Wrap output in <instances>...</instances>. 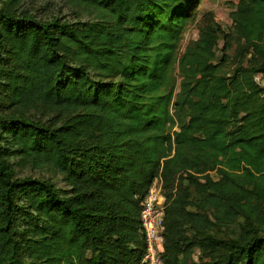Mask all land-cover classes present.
<instances>
[{
    "label": "trees",
    "instance_id": "1",
    "mask_svg": "<svg viewBox=\"0 0 264 264\" xmlns=\"http://www.w3.org/2000/svg\"><path fill=\"white\" fill-rule=\"evenodd\" d=\"M73 1L90 17L0 0V264H142L156 176L164 264H264V0L182 49L198 0Z\"/></svg>",
    "mask_w": 264,
    "mask_h": 264
},
{
    "label": "rangeland",
    "instance_id": "2",
    "mask_svg": "<svg viewBox=\"0 0 264 264\" xmlns=\"http://www.w3.org/2000/svg\"><path fill=\"white\" fill-rule=\"evenodd\" d=\"M236 2L237 0H198L195 5V14L188 21L184 32L181 49L188 40L197 38L199 27L211 17L221 26L223 31L230 30L232 24L231 11ZM20 9L27 10L45 19L59 17L64 20L73 21L90 17L88 10L81 8L73 0H22ZM221 47L222 43L220 39V44L216 50L217 58L220 55ZM235 48L236 43L234 42L225 51L229 57H227V62L223 65V72H229L236 64L235 58L237 55ZM48 116V114L42 115V119L44 120ZM11 163L17 176L31 175L33 177L48 179L57 187H64L65 185L59 174L45 166H31L28 163L22 162L17 156L11 158ZM192 258L194 260L197 259V254L195 253Z\"/></svg>",
    "mask_w": 264,
    "mask_h": 264
},
{
    "label": "built area",
    "instance_id": "3",
    "mask_svg": "<svg viewBox=\"0 0 264 264\" xmlns=\"http://www.w3.org/2000/svg\"><path fill=\"white\" fill-rule=\"evenodd\" d=\"M164 207L162 182L156 176L141 201L139 218L145 242L140 258L142 264H164L160 255L163 249Z\"/></svg>",
    "mask_w": 264,
    "mask_h": 264
}]
</instances>
